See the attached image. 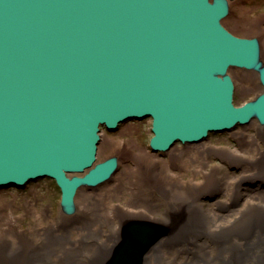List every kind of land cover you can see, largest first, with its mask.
Masks as SVG:
<instances>
[{"label":"water","instance_id":"95a60500","mask_svg":"<svg viewBox=\"0 0 264 264\" xmlns=\"http://www.w3.org/2000/svg\"><path fill=\"white\" fill-rule=\"evenodd\" d=\"M227 14L228 0H0V189L50 178L72 216L78 191L106 184L118 163L67 175L94 164L101 127L152 119L161 152L263 126L264 94L240 108L224 88L227 64L264 73L256 40L220 25ZM141 226L114 264L140 263L151 242Z\"/></svg>","mask_w":264,"mask_h":264},{"label":"bare ground","instance_id":"6f19581e","mask_svg":"<svg viewBox=\"0 0 264 264\" xmlns=\"http://www.w3.org/2000/svg\"><path fill=\"white\" fill-rule=\"evenodd\" d=\"M248 1L251 5L258 0H228L229 14L220 17V25L233 36L256 40L258 47L256 54L264 65V39L261 38L264 14L247 22L241 20L242 25L257 31L254 35L236 34L225 24L232 16V5L240 2L239 5L242 7ZM226 63L227 61L222 62V65ZM232 66L233 64H227L226 68L220 70L226 73L224 88L229 89L232 86L235 107H247L249 103H253L264 94V73L261 77L260 70L254 69L256 65L253 64L252 70ZM236 70L251 72L249 75L256 76L259 82V89L255 92L254 88L245 86V92L252 93L255 97L241 105L235 103L237 83L232 72ZM243 84L246 85L245 82ZM144 120H151L153 124V120L149 118L130 119V121ZM253 124L260 129L257 138L250 136L248 140L244 131H234ZM222 125L219 124L218 128ZM263 129L264 125L260 126L257 120L252 119L247 124L237 123L234 127L228 128V131L218 132L225 134L234 131L232 137L241 146H250L260 140L263 148L259 147L250 157L245 156L244 153L238 154L242 152L240 150L234 152L204 144L211 134H217V131H209L207 138L188 143L177 140L168 146V150L155 152L166 154L175 149L170 153L171 165L156 160L151 155L154 151L150 146L148 153L141 150L138 153L130 152L129 154L134 157L132 159L136 169L135 171L130 169L127 173L122 169L123 163L119 155L102 159L98 145L94 164L83 173L67 175L83 177L98 164L116 158L117 166L112 170L111 179L107 183L111 184L115 178L120 177L121 173L127 177L129 173L133 175V190L126 195L129 198L127 208L120 209L115 206L109 211L108 207L100 210L95 206L93 209H85L93 220L84 217L83 209L79 208L72 216L60 213L46 230L37 229L33 232L34 237L29 231L3 230L0 225V264H114L131 234L128 231L134 229L136 225H143L141 227L148 229L147 236H150L149 241H151L139 264H171L181 252L185 256L181 264H264V190L257 189L253 193L245 190L250 184L259 187L264 185V131H261ZM196 145L199 147L194 151L197 156L192 159V164H195L198 158L203 164L205 158L209 160V156L218 155L231 166L242 168L241 173L243 172L237 179L227 180V183H224L223 188L226 193L219 200L220 196L215 198L216 201L211 204L209 213L204 210L202 199L214 198L221 191L216 168L203 173L202 183H197L194 179L188 181L189 183L184 182L171 177L168 173V168L174 166L187 167L184 162L185 149L189 150V147ZM182 146L184 149H180ZM122 150L121 145V149L115 152L118 154ZM192 172V176L198 174L196 169H192ZM125 175L122 177L127 178ZM85 188L90 189L88 185L82 187ZM117 191L119 193L123 191V182ZM79 192L80 190L76 200ZM92 199L91 196L85 197L88 202ZM2 219L4 218L0 216V221ZM58 226H66L67 231L61 233L63 236L57 235L55 230ZM39 236L45 237L44 245L40 246L34 241L36 239L41 242Z\"/></svg>","mask_w":264,"mask_h":264},{"label":"rangeland","instance_id":"374dc122","mask_svg":"<svg viewBox=\"0 0 264 264\" xmlns=\"http://www.w3.org/2000/svg\"><path fill=\"white\" fill-rule=\"evenodd\" d=\"M239 3L240 2H236L232 5V16L225 22V24L230 30L236 32V34L245 36L254 35L257 31L242 25L241 20L247 22L258 16H263L264 0H258L251 5H249L248 1L242 7H240ZM261 28V38L264 39V24ZM232 74L237 83L235 103L237 105H241L254 98V94L245 92V86L254 88V92L257 91V89H259V82L256 80L257 77L255 75L254 76L256 78L251 77L249 75L251 72H242L240 70H236L232 72ZM243 82H245L246 85H244ZM151 129V120L128 121L124 124H121L119 129L114 133L109 132L105 127H102L101 142L99 144V152L102 159L119 155L123 163V171L125 173H127L130 169L135 171L136 166L132 159L134 157L129 153H138L139 150L144 153H148L150 150L149 142L153 137ZM238 130L244 131L249 140L250 136L256 137L258 130L260 129L253 124L235 129L234 131ZM234 131L225 134H211L204 144L234 152L240 150L242 152L238 154L242 155L244 153L245 156L249 157L252 154H255L259 147L263 148V144L260 140H257L250 146H241L240 143L234 137H232V133ZM261 131H264V129ZM121 145L125 152L122 150V152L117 154L116 150L121 149ZM196 147H199V145L191 146L189 147V150H187V148L185 149L184 162L187 167L181 168L180 166H174L173 168H168V173L171 177L180 179L184 182L194 179L195 182L202 183L203 173H208L212 170V168H216L219 173L218 178L220 180L219 182L221 183V191L218 192L214 198L209 197L202 199V205H205L204 210H207L206 213H209L211 211V204L216 201L215 198L220 196L218 197L219 200L222 196H224V193H226L224 192L225 189L223 188L224 183H227V180L237 179L243 174V172L241 173L242 168L237 169L236 167L231 166L229 163H226L225 160L218 157V155H213L211 157L209 156V160L205 158V166L204 163H201L199 158L195 161V164H192V159L196 158L197 156L196 153H194V151H196ZM180 149H184V146L180 147ZM174 150L172 149L171 152ZM170 153L161 154L154 152L151 155L156 160L158 159V161H165L166 165H171L172 162L170 161ZM192 169H196L198 174L192 176ZM123 175L125 174L121 173L120 177L115 178L111 184H104L97 189L85 188L80 190L78 194L79 196H77L76 205L78 206L77 208L81 210L83 209V213L85 214L83 215L84 217L90 218L85 212V209H93L95 206H97L100 210L108 207L109 211H112V208L115 206L119 207L120 209L127 208V204H129V198L126 195L130 193V190H133L132 183L134 182V178L133 175H130V173L128 177L125 175L127 178H123ZM121 177L122 179H120ZM122 182L123 191L119 193L117 188L122 184ZM257 189L264 190V185L259 187L258 185L250 184L248 187H245V190L248 193H253ZM89 196L93 197V199L96 201L93 199L90 200V202L86 201L85 197L89 198ZM60 199V189L56 185L55 181L50 178L39 179L37 181L31 182L23 189H17L14 187L0 189V216L4 218L0 221L1 229L9 231L11 229L18 231H29L34 237L35 233L33 232H35L37 229L42 231L46 230V227L51 226L54 222L53 220L58 218L60 213L63 214L60 208ZM107 213L111 214L110 212ZM90 219L93 220L92 218ZM167 226L172 227L171 225ZM55 231L57 232V235L63 236L61 233L63 231H67V228L66 226H58ZM39 239L41 242L37 241L36 239H34V241L39 243L40 246L44 245L43 242L45 241V237L41 238L39 236ZM172 255L174 256L175 254L173 253ZM184 259L185 256L182 255L181 252V254L177 256L176 261L174 260V262H171V264H181Z\"/></svg>","mask_w":264,"mask_h":264}]
</instances>
